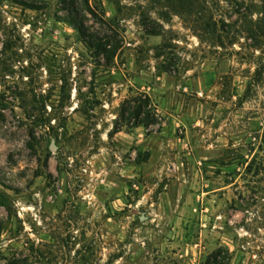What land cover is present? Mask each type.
I'll use <instances>...</instances> for the list:
<instances>
[{"label": "rangeland", "instance_id": "rangeland-1", "mask_svg": "<svg viewBox=\"0 0 264 264\" xmlns=\"http://www.w3.org/2000/svg\"><path fill=\"white\" fill-rule=\"evenodd\" d=\"M261 13L0 0V264H264ZM144 94L155 122L115 133Z\"/></svg>", "mask_w": 264, "mask_h": 264}, {"label": "trees", "instance_id": "trees-1", "mask_svg": "<svg viewBox=\"0 0 264 264\" xmlns=\"http://www.w3.org/2000/svg\"><path fill=\"white\" fill-rule=\"evenodd\" d=\"M262 2V13L258 23L264 24V0ZM73 27L79 32L83 42L91 49L100 54H104L108 59H113L119 49L116 44L111 45L108 41L101 40L95 36L87 35L82 22H71ZM156 109L153 107L150 98L147 95L132 96L125 99L120 108L119 121H116L115 133L121 131L122 124L126 123L130 127L148 126L155 122Z\"/></svg>", "mask_w": 264, "mask_h": 264}]
</instances>
